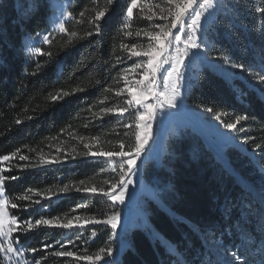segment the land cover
Listing matches in <instances>:
<instances>
[{
    "label": "trees",
    "instance_id": "16d2710c",
    "mask_svg": "<svg viewBox=\"0 0 264 264\" xmlns=\"http://www.w3.org/2000/svg\"><path fill=\"white\" fill-rule=\"evenodd\" d=\"M66 1V10L73 15L61 32L51 28L53 0H0V156L9 157L0 160V176L7 177L3 193L19 220L36 216L41 205L46 219L61 224L103 220L122 210L100 191L119 179V158L85 153L119 151L121 141L125 151L135 145L137 112L128 110L121 116L105 110L123 107L124 77L133 66L130 46L140 47L149 22L137 9L127 16L131 0ZM222 5L199 36L207 42V62L195 69L185 99L214 119L220 115L216 120L222 128L238 115L249 117L237 125L241 130L234 131L244 151L227 146L222 155L241 180L253 182L264 170V83L256 75L264 69V15L256 10L264 7V0H222ZM100 11L106 15L98 21L97 35L94 21ZM41 33L48 40L30 50L27 41ZM225 57L244 64L246 70L231 67ZM213 64L228 65L232 75L226 76ZM160 151L158 165L151 160L141 169L142 180L155 190L156 198L147 199L144 210L158 237L151 239L146 231L132 229L129 248L118 264H179L180 259L183 264H203L209 257L205 241L209 238L229 249L238 247V256L255 264V246L263 229L261 222L254 228L257 205L251 206L242 185L206 139L181 120L163 137ZM65 185L69 191L61 192ZM93 188L94 193L83 191ZM24 196L30 199H21ZM242 225L247 228L244 242L237 232ZM76 231L67 234L55 227H39L27 231L21 244L40 254L46 244L69 242V250L77 248L79 257H95L101 248L114 245L110 230L103 226L84 229L77 240ZM161 239L173 252L158 243ZM87 261L49 260L53 264Z\"/></svg>",
    "mask_w": 264,
    "mask_h": 264
},
{
    "label": "rangeland",
    "instance_id": "374dc122",
    "mask_svg": "<svg viewBox=\"0 0 264 264\" xmlns=\"http://www.w3.org/2000/svg\"><path fill=\"white\" fill-rule=\"evenodd\" d=\"M203 0H199V3H202ZM67 1L66 0H53L52 2V20H51V28L54 31H60L58 24L59 22H65L67 20ZM193 8H197V5H193ZM223 8L222 0H217V6L215 9L210 10L211 15L207 12L205 13L204 18L201 20V29L198 32V36H200L203 30L216 18L218 12ZM134 9H137L139 12L143 14L145 18L148 19L149 22V29L145 33H154L160 32L161 29L156 27V25H163L169 26L172 20V15H169V5L167 0H137V6ZM174 12V6H172ZM191 11V9H190ZM166 17V18H162ZM150 18V19H149ZM187 22V21H186ZM173 34L177 33V29L172 30ZM46 34H38L35 37H31L28 41V47L31 50L37 44L44 41V37ZM200 38V37H199ZM168 39H171L169 37ZM183 39V36H182ZM202 43L203 51L195 54H190L188 58H186V65L187 67L182 69V78L180 80V90L181 95L177 98V107L175 109H168L164 112H157L156 119L152 122L153 124V138L147 146V151L143 154L142 159L138 161V176L134 177L136 183L134 186H130L129 193L126 197V202L124 204H115L116 206L120 207L121 216L129 210L130 207L133 206L135 213L137 214V219L133 220V222L128 226V228H124L122 230L117 229L115 233L112 232L110 226H106L103 224H84L83 227H80V224L83 222H73V227L71 229H63L65 233H69L73 229L77 230L74 239H79L82 234L83 230L90 227V226H103L108 228L112 235V240L114 242L113 249H114V256L112 259L115 261V264L120 262L121 253H123L127 248H129V233L134 228L142 229L146 231L148 235L152 239V229L142 228V217L141 213L145 217V210L144 206L146 204L147 199H155L156 196L154 194V188L148 185L144 180L141 178V169L145 163L154 160L155 164L158 165V160L160 157V142L163 140V137L168 134L173 128L178 127L181 124V120L185 121L187 126L191 128L194 132L203 136L206 141L208 142L209 146L212 147L213 151L215 152L216 157H218L221 161H223L224 165L231 171V174L235 176V179L239 184L242 185V188L247 193V196L252 205H257V209L255 208L254 212L256 214V223L254 228H256L257 224L261 222L263 224L262 233L260 234L262 240L255 246V254L258 256L255 264H261L264 261V170H261L259 177L251 181H243L240 179L239 174L233 170V168L227 163L226 158L222 155V148L227 146H235L239 150L244 151V147L242 144L238 143L235 140L234 131H230L227 128L219 127L218 121L212 118L209 113H206L200 109L194 108L190 106L186 102V96L189 94V90L193 84V77L194 71L201 63H206V58L204 56V51L206 49L207 42L203 38L200 40ZM150 43V37L146 35L145 40L141 43L140 47H138L137 51H146L148 45ZM151 43H155L151 41ZM175 47H177L176 43L173 41L172 47L167 45L165 42V52L163 56L157 58L158 63H163L165 60H170L174 58L175 55ZM178 47L183 48L184 45L181 43ZM134 64H140L141 67L135 69L133 71V66L128 71L127 75L124 77V89L126 92L125 100L123 101V107H128L129 110L136 111V106L133 103L131 106L128 105L127 101L131 100L132 97L128 94L129 88H132L136 92H140L142 88L145 87V84H138L137 81L142 79V74L148 72V68L145 65V60L147 57H132L131 58ZM214 66V64H213ZM218 70L222 71L223 74L226 76L232 75V68L228 65H219L216 64ZM170 71V63H163V68L160 69L156 73V83L155 85H149L148 87L152 88L153 92L157 91H164V80L165 78L168 79L169 83L175 79V74L171 77H167V71ZM148 103H157V98L150 97L147 100ZM120 108V107H119ZM137 112V111H136ZM118 113V112H117ZM189 113V116L185 114ZM137 122L138 121V114H137ZM177 132V130H174ZM251 161L257 163V159L253 156L250 157ZM0 188H3V185H0ZM110 202L111 200L106 197ZM0 200H5L6 204L2 207L3 212V219H4V231H7V225L13 215L10 212V208L8 202L4 196L3 192H0ZM112 203V202H111ZM246 207L247 210H251L250 207ZM43 209L42 206H38L36 216L31 217L29 220H19L17 217L16 222L14 223V227H16V231L11 234L8 238H4L3 235H0V244L4 247L0 248V264H35L36 260L40 261V264H53L50 263L49 260H53L54 258H63L55 256L56 251H71L75 253L74 256H66L67 258H71L74 262H79V259L76 257L78 255L77 248L73 250H69V242H58L52 243L54 247H42V253H33L32 251H28L24 246L21 244L22 236L30 230L37 229L39 227H52L47 225H38L32 228L28 227V221L34 225L35 220L37 219H46L42 214L41 210ZM146 213V212H145ZM146 219V218H145ZM54 223H60L58 221H54ZM61 224V223H60ZM23 228L24 231L21 232L20 229ZM56 228V227H55ZM237 232L240 235V242H244V235L247 232V228L244 225L237 227ZM9 240L12 241V246L17 248L21 255H14L12 253H5L4 249L7 248ZM206 247L209 253V257L204 259L203 264H247L244 259H236L233 256V253H236V256L239 255L240 249L237 247L235 249H229L223 246L220 242L214 241L213 239H206ZM158 243H163L167 245H162L167 251L173 252V249L170 245L164 241L163 239L158 240ZM63 244L64 247H60ZM248 244V243H247ZM101 263V262H99ZM87 264H92L90 261H87ZM179 264H183L181 259L179 260Z\"/></svg>",
    "mask_w": 264,
    "mask_h": 264
},
{
    "label": "snow or ice",
    "instance_id": "6c2138e0",
    "mask_svg": "<svg viewBox=\"0 0 264 264\" xmlns=\"http://www.w3.org/2000/svg\"><path fill=\"white\" fill-rule=\"evenodd\" d=\"M169 5V15H172V20L169 26L163 25H156V27L160 28V32L154 33H145L150 37V43L146 51H137V45L132 44L130 46V54L129 59L132 57H147L148 59L145 60V65L148 68V72L142 74V79L137 81L138 84H145V87L140 90V92L134 91L132 88H129L128 94L132 97L131 100L127 101L128 105L131 106L133 103L136 106V111L138 114V123L136 124L137 132L135 134V145L130 150L125 151V142H120L119 151H99V152H87L85 155L90 156H100V157H107L109 159L118 157L119 164L118 168L120 171L119 179L112 183L111 186L105 190L101 189L100 191L103 193L105 197H108L112 204H124L126 202V197L129 193L130 186H134L136 181L134 177L137 176V169H138V161L142 159L143 154L147 151V146L153 138V124L152 122L156 119L157 112H164L168 109H175L177 107V98L181 95L180 90V80L182 78V69L186 68V58L189 57L190 54H195L203 51L202 43L198 36V32L200 31L202 25L201 20L204 18L205 13L207 12L211 15L212 9H215L217 6V0H203L202 3H199V0H167ZM193 5H197V8H193ZM137 6V0H131V5L127 8V16L132 17L133 15V8ZM174 6V12L172 9ZM191 9V11H190ZM262 15H264V7H259L256 9ZM67 17H72V12H67ZM83 16V12L80 13ZM106 13L104 11H100L97 13L95 17L96 23V34H100V27L98 21L102 17H104ZM166 18V17H162ZM150 19V18H149ZM187 21V22H186ZM128 25H125L127 27ZM58 27L61 32H65V23L63 21L59 22ZM177 29V33L173 34L172 30ZM93 33L89 32L87 35L91 36ZM72 36H76L75 32L71 33ZM131 35V33H129ZM140 33H137L139 36ZM183 36V39H182ZM171 37V39H168ZM45 41L48 40V36L44 37ZM154 41L155 43H151ZM173 41L176 43L177 47H175V55L174 58L170 60H165L163 63H170L171 70L167 71V77H171L175 74V79L172 80L170 83L167 78L164 80V91H157L153 92L149 85H155L156 83V73L163 68V63H158L157 58L163 56L165 52V42L169 47H172ZM183 44L184 47H178L179 44ZM35 52L41 53L40 48H36ZM119 59V58H118ZM226 62L233 68L240 69L245 71V66L242 63H232L230 58L225 57ZM140 64L133 65V71L135 69L140 68ZM258 79L261 83H264V69L261 72L256 73ZM153 97L157 98V103H148V98ZM54 99H59V97H54ZM128 107H120L118 109H107L105 111H116L121 116L128 112ZM205 111L212 112L213 109L207 108ZM218 121L221 119L220 115H216L215 117ZM249 117L247 115H238L235 117L234 122L225 123L224 127L230 131H239L241 129L237 128V125H240L242 121L248 120ZM19 123V121H17ZM124 127H130V125L125 124ZM125 135H127L125 133ZM88 147V145H85ZM256 147L259 149L261 145L257 144ZM264 150V149H262ZM8 156H0V160H8ZM26 159V157L21 156V160ZM117 168L113 167L112 171H116ZM5 179L7 177L0 176V185L4 184ZM11 179H16V177H11ZM83 183V182H81ZM61 192L69 191L68 185H65L63 188L60 189ZM77 191H81V189H77ZM83 191L88 192H95L96 189H84ZM0 192H3V188H0ZM21 199H30L27 196L21 197ZM51 199V197H49ZM37 205L41 204L40 200H36L34 202ZM6 204L5 200H0V235H3L4 238H8L11 236L12 233L16 231V227H14V223L16 222V216L14 215L7 225V231H4V219H3V212L2 207ZM42 206V205H41ZM17 205L13 204L12 208H16ZM79 220V217H76ZM121 219V213L118 211H114L109 215L107 218L103 220H91V221H84L80 224V227H83L84 224H103L106 226H110L113 233L119 227ZM28 227L32 228L38 225H47L56 228H63V229H71L73 227L72 221H68L67 223H54L53 219H37L35 220V224L33 225L31 221H28ZM21 232L24 231L23 228L20 229ZM96 233L93 232L92 236L95 237ZM4 246L0 244V248ZM45 247H54L53 244H46ZM60 247H64L63 244ZM5 253H12L14 255H21L17 248L12 246V241L9 240L7 248L4 249ZM33 253L37 251V249H31ZM55 256L57 257H66V256H74L75 253L71 251H56ZM114 256V249L112 247L101 248L99 253L93 256H84L79 257L77 259H84L88 261H98L101 264H115V261L112 259ZM233 256L236 259H239V256H236V253H233ZM35 264H40L39 260L35 261ZM264 264V261L261 262Z\"/></svg>",
    "mask_w": 264,
    "mask_h": 264
},
{
    "label": "bare ground",
    "instance_id": "6f19581e",
    "mask_svg": "<svg viewBox=\"0 0 264 264\" xmlns=\"http://www.w3.org/2000/svg\"><path fill=\"white\" fill-rule=\"evenodd\" d=\"M186 116H189V113H186L185 114ZM190 117V116H189ZM137 176H138V170H137ZM141 217H142V224H141V227L142 228H145V229H148V228H151L150 224L147 222V220L145 219L146 216L144 217V215L141 213L140 214ZM137 214L135 213L134 211V208L133 206L129 208L128 211H126L122 216H121V219H120V224H119V227L118 229L119 230H122L124 228H128V226L133 222V220L137 219ZM152 237L156 238L158 237L154 232H152Z\"/></svg>",
    "mask_w": 264,
    "mask_h": 264
},
{
    "label": "water",
    "instance_id": "95a60500",
    "mask_svg": "<svg viewBox=\"0 0 264 264\" xmlns=\"http://www.w3.org/2000/svg\"><path fill=\"white\" fill-rule=\"evenodd\" d=\"M154 194H155V191H154ZM144 214H145V216H146V220H147V222H148V219H147V215H146V213L144 212ZM149 223V222H148ZM122 254V253H121Z\"/></svg>",
    "mask_w": 264,
    "mask_h": 264
},
{
    "label": "built area",
    "instance_id": "2783aa9c",
    "mask_svg": "<svg viewBox=\"0 0 264 264\" xmlns=\"http://www.w3.org/2000/svg\"><path fill=\"white\" fill-rule=\"evenodd\" d=\"M92 236V235H91ZM93 237V236H92Z\"/></svg>",
    "mask_w": 264,
    "mask_h": 264
}]
</instances>
